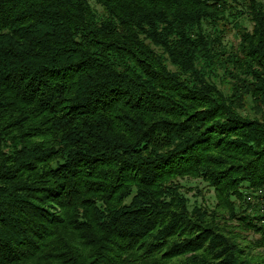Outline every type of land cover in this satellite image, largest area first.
I'll list each match as a JSON object with an SVG mask.
<instances>
[{"label":"trees","instance_id":"16d2710c","mask_svg":"<svg viewBox=\"0 0 264 264\" xmlns=\"http://www.w3.org/2000/svg\"><path fill=\"white\" fill-rule=\"evenodd\" d=\"M0 264H264V0H0Z\"/></svg>","mask_w":264,"mask_h":264},{"label":"rangeland","instance_id":"374dc122","mask_svg":"<svg viewBox=\"0 0 264 264\" xmlns=\"http://www.w3.org/2000/svg\"><path fill=\"white\" fill-rule=\"evenodd\" d=\"M227 39L229 42L234 41L236 42L237 33L235 30L231 31L227 34ZM182 184H184L185 188H192L188 191V196L190 197L192 203L195 200L199 202H203L210 207H214L216 203L215 193L212 187H210L206 182L201 179H192V178H183L181 179ZM249 238H255L258 235L254 233L248 232Z\"/></svg>","mask_w":264,"mask_h":264}]
</instances>
